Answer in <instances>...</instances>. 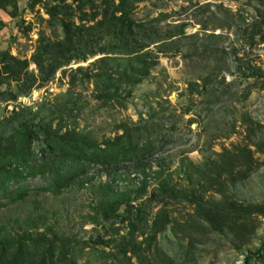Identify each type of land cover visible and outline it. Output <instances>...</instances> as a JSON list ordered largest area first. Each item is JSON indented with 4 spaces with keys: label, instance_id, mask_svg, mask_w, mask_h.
I'll return each instance as SVG.
<instances>
[{
    "label": "rangeland",
    "instance_id": "374dc122",
    "mask_svg": "<svg viewBox=\"0 0 264 264\" xmlns=\"http://www.w3.org/2000/svg\"><path fill=\"white\" fill-rule=\"evenodd\" d=\"M10 1L17 11L13 7L0 11V52L30 61L40 37L62 39L61 28L49 22L43 6L32 10L31 0ZM67 4L79 6L73 0ZM132 9L139 23L166 15L158 26L162 30L186 24L187 37L195 39L182 40L176 53L159 55V65L146 81L122 88L123 106H104L95 99L94 88L83 83L71 90L70 71L88 68L94 61L89 59L59 71L53 81L16 102L0 97V124L15 108L50 109L73 91L83 106L76 126L98 142L115 138L120 125L155 126L165 146L144 163L152 168L149 177L131 173L128 165L116 178L93 171L90 183L59 196L34 192L24 205L2 210L0 222L42 215L55 234L75 243L76 264H125L122 250L128 251L133 264H245L264 245V42L250 41L243 31L264 17V0H154L135 3ZM209 35L218 38L209 40ZM237 58L245 69L239 71ZM250 67L263 73L250 78ZM30 71L37 75L34 65ZM204 82L209 86L205 95ZM7 91L17 94V86H0L1 93ZM243 150L250 152V161L240 158ZM227 152L241 162L222 172L219 186L197 176L186 180L185 159L197 166L208 161L221 165ZM159 164L162 180L171 179L178 190L194 192L203 201L202 209L154 197ZM101 183L130 192L133 199L141 194L133 204L141 211L130 217L121 208L111 223L95 225L93 209L100 200L96 189ZM41 185L40 179L29 182L31 189ZM239 206L249 213L237 215ZM210 207L220 208L225 220L208 215Z\"/></svg>",
    "mask_w": 264,
    "mask_h": 264
},
{
    "label": "trees",
    "instance_id": "16d2710c",
    "mask_svg": "<svg viewBox=\"0 0 264 264\" xmlns=\"http://www.w3.org/2000/svg\"><path fill=\"white\" fill-rule=\"evenodd\" d=\"M76 1L78 8L68 5V0L56 5L45 4L46 0H31L30 8L43 6L49 22L61 28L63 37L57 41L40 37L30 61L20 60L9 51L0 52V86L16 85L18 90L17 94L0 92V97L8 96L16 102L53 81L59 71L73 63L82 64L94 59L88 68L70 71L71 90L83 83L94 88L95 99L104 106L114 103L123 106L119 94L122 88L146 81L159 65V55L176 53L182 40L195 39V35L187 37L186 24L159 29L166 15L148 23L137 22L132 5L154 0H73ZM8 7L17 11L15 2L0 0V11L6 12ZM243 33L249 35L252 42L255 38L264 42V17L246 26ZM217 38L215 35L208 37L209 40ZM236 60L239 71L245 69L243 61ZM31 65L36 67L37 75L31 73ZM248 70L250 78L263 73L251 67ZM208 87L204 82V95L209 93ZM63 99L50 109L41 106L37 112L15 108L0 124V212L24 205L34 192L59 196L76 186L84 187L91 182L88 178L93 171L116 178L121 167L128 165L132 167L131 173L145 180L149 177L147 174L152 168L144 163L152 160L165 146L154 125L139 124L133 128L120 125L117 127L119 135L98 142L91 132L76 126L83 106L73 91ZM240 153L243 160L252 159L249 151ZM221 158V165L208 161L202 166L185 159L187 164L182 167L188 169L186 180L191 182L197 176L206 183L219 186L222 172L235 161L241 162L232 152ZM157 168L160 183L155 198L203 208V201L194 192L178 190L171 179L163 181V166L159 164ZM37 179L42 185L36 190L31 189L29 182ZM96 190L100 200L93 209L92 221L97 226L111 223L121 208L130 217L141 211L133 205L141 194L133 199L132 193L116 191L109 183H101ZM237 209V215L249 213L240 206ZM206 212L225 220L220 208L210 207ZM46 222L40 214L0 222V264H76L75 243L60 238ZM127 252L122 250L121 253L125 264H133ZM245 264H264V245L256 254L248 256Z\"/></svg>",
    "mask_w": 264,
    "mask_h": 264
}]
</instances>
